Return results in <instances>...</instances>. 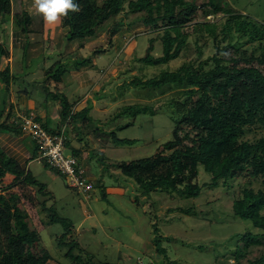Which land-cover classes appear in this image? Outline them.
Segmentation results:
<instances>
[{"label": "trees", "instance_id": "trees-1", "mask_svg": "<svg viewBox=\"0 0 264 264\" xmlns=\"http://www.w3.org/2000/svg\"><path fill=\"white\" fill-rule=\"evenodd\" d=\"M76 2L79 4V11L70 12L59 21V26L64 30L63 35L68 41L93 37L107 19L118 16L124 18L123 24L130 29L139 23L145 28L143 33H161L165 42L163 54L152 56L149 54L150 48H147L145 56L134 59L143 64H167L179 58L182 51L186 56V51L193 50L188 43V37L194 35L196 45L194 58L183 60L173 70H162L149 77L144 75V71L130 74L128 81L124 82L128 86L149 87L150 90L145 95L149 98L159 96L158 100H161L165 95H169L165 97L167 103L165 106L169 110L166 116L174 123L171 138L150 156L128 162L118 161L112 165L118 168L123 176L133 181L138 192L133 199L136 203L140 198H144V201L149 200L151 192L154 191L167 193L170 200L174 196L197 197L203 188L212 189L219 184L231 188L235 178L242 171L248 170V175L253 181L259 182L260 188L254 189L250 185L251 182H248L242 187V193L233 192L234 198L231 203L233 216L238 217L246 225L244 229L234 232L232 238L233 264H241L240 260L248 252V248L250 250L259 244L264 245V69L261 68L264 65V23L236 8L228 7L224 0H207L201 4H197L195 0H76ZM8 3L9 0H0V20ZM219 12L224 14L223 20H205L211 13ZM133 13L137 15L132 17ZM27 18L24 12L19 21L23 35H27ZM189 27L191 28L188 29ZM114 28H117V32L122 30V26L119 25H114ZM138 34L140 32L136 31L133 37ZM206 37L210 38L215 50L213 54L203 58V47L208 42ZM238 38H244L242 39L244 42L246 40L254 42L252 48L248 51L245 44L242 46L238 43ZM229 49L232 53L225 57L224 54ZM7 55L5 45L0 42V63ZM84 62L86 59L78 57L74 60V68L77 69ZM66 64L62 63L60 58L45 70L42 90L48 88L46 83L49 79L64 83ZM0 76L5 80V88H8L10 78L13 77L9 66L0 70ZM93 92L95 98L103 96L100 91ZM25 95L28 97L26 93ZM48 99L59 101L60 121L68 127L67 135L63 132L65 146L72 136L82 133V129L87 127L83 120L92 122L93 118L89 113L92 102L87 98L85 105L77 109L76 103L71 104L65 93L61 92L58 95L50 91L47 92L46 101ZM153 104H140L138 101L123 105L110 119L115 120L127 114L135 116L141 111L156 113L159 109ZM3 106L4 104L0 106V119L3 115ZM25 114H28V111L22 116ZM7 115L11 117L14 113L10 112ZM22 116L8 122L0 120V166L14 176L11 186L3 188L0 186V264H50V253L46 248L39 246L41 233L31 226L27 212L18 206L16 194L11 188L15 183H24L37 186L41 196L46 194L43 193L45 187L33 177L28 167L30 160L38 158L40 148L32 135L23 131ZM33 116L48 133H56V130L46 128L45 123L39 120L38 114ZM129 124L132 122L126 125ZM97 128L90 130L88 135L100 137L103 132L97 135L96 131L99 130ZM250 131L258 132V136L255 135L252 140L245 138L246 133ZM24 133L28 134L29 139ZM107 134H112L116 143L132 141L118 138L113 131ZM7 141H14L26 149L28 157L20 159L18 157L20 154L15 153ZM72 152L70 155L75 157L76 167L83 168L84 182L91 185L84 193L71 188L65 175L57 168L45 161H39L46 167L57 170L64 176L68 187L88 198L96 186L92 176L87 174L86 168L78 158L81 150L74 148ZM218 167L221 168L220 171L212 175L208 182L197 180L199 169L206 175H211ZM98 187L102 188L101 197L107 199V186L100 183ZM39 203L41 210L46 212L45 217L41 219L43 224L49 226L59 223L62 226V232L57 240L59 246L66 248L64 255L69 264L122 263L95 260L92 254L79 246L77 232L71 219L60 216L53 210V206L46 205V200H40ZM176 209L183 214L195 213L192 207ZM151 225L152 243L157 253L162 255L168 264H178L176 260L170 259L165 246L162 245L167 236L158 234L157 222ZM142 260L137 259L135 264H141ZM245 264H264V250H261L259 256L249 258Z\"/></svg>", "mask_w": 264, "mask_h": 264}, {"label": "rangeland", "instance_id": "rangeland-1", "mask_svg": "<svg viewBox=\"0 0 264 264\" xmlns=\"http://www.w3.org/2000/svg\"><path fill=\"white\" fill-rule=\"evenodd\" d=\"M204 1L207 0H195L197 4ZM224 2L228 7L236 8L264 23V0ZM24 12L28 16L27 35L21 33L19 25ZM131 15L135 17L137 13ZM223 17L224 14L221 12L211 13L205 20L220 21ZM42 19V15L36 13L33 8V0H9L4 9L0 20V42L5 45L8 58H4L1 67L8 62L13 77L10 78L9 87L5 88V80L0 76V106L4 104L0 120L8 122L27 112L18 100L20 95L26 93L28 98L35 102V109L28 113L37 115L41 109L40 104H44L49 110V115L44 117V113L39 112V120L45 123L48 130L56 132L63 130L67 135V124L60 120L53 121L51 118L52 114L59 113L60 104L58 99L46 101L47 92L58 95L61 92L65 93L71 104L76 103L77 109L85 105L86 98L90 99L92 108L89 113L93 120L92 122L83 120L87 127L82 129L80 135L77 134L78 137L75 134L66 142L63 153L70 155L74 148H79L81 152L78 158L86 168L87 174L92 176L96 186L87 198L68 187L64 176L57 170L46 167L38 159H32L28 167L33 177L45 187L43 193L46 194L41 196L37 186L29 184L15 183L11 187L16 194L18 206L27 212L31 226L41 233L39 246L46 248L50 253L49 263L69 264V261L64 255L66 248L58 245L57 237L62 232V226L59 223L49 226L43 224L41 219L45 217L46 212L41 210L40 200H46V205L53 206V210L60 216L71 219L77 232L79 246L92 254L97 261L135 264L137 259H143L144 262L141 264H168V261L157 253L152 243L151 224L157 222L158 234L167 236L162 245L165 246L170 259L176 260L178 264H233V233L246 226L232 214L233 192L242 193V187L248 182H251L250 185L254 189L261 186L259 182L252 180L248 170L242 171L235 178L231 188L219 184L212 189L203 188L197 197L174 196L170 200L167 193L154 191L151 192L149 200L144 201V198H140L136 203L133 199L138 192L133 181L123 176L118 168L112 165L118 161L128 162L150 156L171 138L174 123L166 116L169 110L165 106L167 105L165 97L169 95L160 98L161 100H158L159 96L149 98L145 96L150 90L149 87L128 86L124 82L128 81L130 74L144 71V75L149 77L162 70H173L183 60L194 58L196 46L194 35L188 37L193 52L186 51L187 54L184 56L182 51L179 58L167 64L147 65L134 59L145 56L147 48H150V55L161 56L165 45L164 36L161 37L159 32L143 33L145 28L139 23L130 29L123 24V17H111L101 25L93 37L68 41L59 22L50 25ZM114 25L122 26V30L117 32ZM134 29L140 32L135 37ZM20 34L26 44L24 48L11 47L12 40L18 41ZM150 38L154 40L150 41ZM205 39L208 42L203 47V58L213 54L215 50L210 38ZM242 39L244 38H238V43L242 46L245 44L249 51L254 42L247 40L244 42ZM120 40L121 42H118ZM230 53L232 50L229 49L224 56L228 57ZM78 57L86 59V62L75 69L74 60ZM60 58L62 63H67L64 80L72 77V73L75 72L78 73L77 79H71L65 84L49 79L46 83L48 88L42 90L45 70ZM261 68L264 69V65ZM86 81L88 84L80 85ZM93 91H100L103 96L95 98ZM135 97L140 99L136 100ZM138 101L140 104L154 103L155 108L159 110L156 113L141 111L135 116L127 114L115 120L110 119L123 105ZM10 112L14 113L11 117L7 115ZM130 122L132 124L127 126L126 124ZM96 127L99 129L96 131L97 135L103 132L100 137L88 135V132ZM112 131L118 138L132 141L116 143L113 135L107 134ZM255 133L247 132L244 137L252 140L255 135L258 136V132ZM26 135L28 137V134L24 136ZM8 144L16 153L24 154L21 148L15 147L11 142ZM220 169L216 168L211 175H206L199 169L197 180L208 182ZM100 183L107 186V199L101 197L102 188L98 187ZM11 184H13L11 178L6 179L0 175L2 188ZM178 207H192L195 213L183 214L176 209ZM261 250H264L262 244L250 250L248 248V252L240 260L241 264H245L249 258L259 256Z\"/></svg>", "mask_w": 264, "mask_h": 264}, {"label": "built area", "instance_id": "built-area-1", "mask_svg": "<svg viewBox=\"0 0 264 264\" xmlns=\"http://www.w3.org/2000/svg\"><path fill=\"white\" fill-rule=\"evenodd\" d=\"M21 127L36 140L40 148L38 160L45 161L57 168L65 175L71 188L78 189L82 193L86 192V188H90L91 185L84 182L83 168L76 167L75 157L63 153L65 147L63 130L55 134L48 133L31 113L22 116ZM117 264L122 263L118 262Z\"/></svg>", "mask_w": 264, "mask_h": 264}, {"label": "clouds", "instance_id": "clouds-1", "mask_svg": "<svg viewBox=\"0 0 264 264\" xmlns=\"http://www.w3.org/2000/svg\"><path fill=\"white\" fill-rule=\"evenodd\" d=\"M33 8L47 24H55L70 12L79 11L76 0H33Z\"/></svg>", "mask_w": 264, "mask_h": 264}, {"label": "crops", "instance_id": "crops-1", "mask_svg": "<svg viewBox=\"0 0 264 264\" xmlns=\"http://www.w3.org/2000/svg\"><path fill=\"white\" fill-rule=\"evenodd\" d=\"M19 36V39H18V41L16 40V39H13L12 40V42H11V44H10V46L11 47H23L24 48V42H23V37H20L21 36V34L20 35H18ZM19 40H21V42L19 41ZM4 58H8V55L6 56V57H3L2 58V60H1V63H0V70H2L5 66H9V69H10V73H11V71H12V69H11V66L10 65H8V62L7 63H5V66H3V67H1V64H2V61L4 60ZM74 72V71H73ZM76 74L78 75V73L77 72H75V73H72V77H74V78H72V77H70L69 79H66L65 78V80H64V83L63 84H65V83H69L68 81L69 80H71V79H77V77H76ZM15 78V77H14ZM73 82V80L70 82V83H72ZM88 82H89V80H88ZM88 82L86 81V83H84V84H80V85H85V84H88ZM79 84V83H78ZM18 100L23 104V106L25 107V109L27 110V111H33L34 109H35V102L33 101V100H31V99H29L26 95H24V94H22V95H20V98H18ZM86 101L85 102H87V98L85 99ZM80 104H82V102L81 103H79V106H80ZM41 105V109L38 111V115H39V112H43L44 113V117L45 116H47V115H49V110L47 109V107L44 105V104H40ZM80 108V107H79ZM51 113V112H50ZM52 119H53V121H57V120H60V117H59V113H57V114H52V117H51ZM8 142H11L12 143V145H15V147H19V148H21L22 149V151L24 152V154L23 155H19L18 157H20V159L21 158H25V157H28V154H27V151H26V149H24L23 147H21V146H18L17 144H16V142H14V141H7V143ZM10 147H11V145H10ZM13 149V148H12ZM14 150V149H13ZM16 153V152H15ZM0 175H2V176H4L6 179L7 178H11V179H13L14 178V176L12 175V174H10V173H8L7 171H5L1 166H0Z\"/></svg>", "mask_w": 264, "mask_h": 264}]
</instances>
